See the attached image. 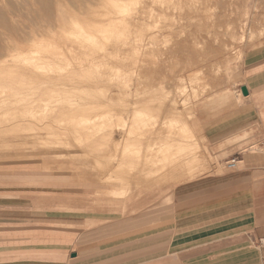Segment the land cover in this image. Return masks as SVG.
Segmentation results:
<instances>
[{"label":"rangeland","instance_id":"1","mask_svg":"<svg viewBox=\"0 0 264 264\" xmlns=\"http://www.w3.org/2000/svg\"><path fill=\"white\" fill-rule=\"evenodd\" d=\"M50 1L52 2L51 3L48 2L47 4V0H0V6H1L0 7V12H1L0 13V53H2L0 57L2 58L0 59V65H1L0 73L2 75L0 74V77L3 79L9 77L8 80L9 79H11V81L13 80L12 82L13 84H15L14 81L15 73L14 74H11L12 72L10 73L11 71V69L9 68L10 64H11L10 67H14L12 68L13 71L15 72L18 71L19 70L18 68L24 65V63L22 62L23 59L33 53L35 49V48L33 49V47L35 46L32 44L35 43L36 45V43L43 41V38L46 35H48V33L55 34L58 32V35L62 37L64 42L69 41L66 42L65 44L68 47L75 49L74 51H72L74 55L76 54L79 56L80 52L77 53V51H80L78 50V47L80 48V45L81 47L84 46L85 52H87L88 50L87 53L90 54L91 57L95 56L94 58L92 57L94 60L93 62L94 64L89 66L78 65L79 66L78 67L76 66V63H74L76 59L72 55L71 58L69 56V58L73 62L71 67H66V65L64 66V64L61 63L62 65L59 66L58 68L59 70L56 69V71H61L62 69L63 71H65L66 68H69L71 70V74H70L71 76L68 75L65 78V80L56 83L53 82L54 85L52 81H51L52 85L50 82H48L45 85L46 86L45 88L47 89H37V90L35 89L36 91L32 90L33 93L37 92L38 95H36L37 93L33 94L32 92H30L31 89H27L25 91L18 89L15 90V93L19 92L20 95L17 96L15 101V103L16 102L17 103L15 104V111H16L15 121L13 120L14 128L12 127L11 130L9 131L5 130L6 128L0 131V186H4L5 188H9V189H15V194H18L23 197L21 201L29 205L27 209L22 210L19 213L18 215L19 221L15 222L17 224V227L20 228V230H25V231L28 230L29 232L25 233V235L21 234L20 238L15 236V241L11 243L8 242V244L27 245L29 243L31 245L35 244V248L38 249H55V248L58 249L59 247H62L64 249H67L68 261L70 263L71 262L70 253L74 254L76 253L78 248H82V247L88 249L91 247L92 243H106L107 241L110 240L112 241L125 240L129 242H135L141 240H149V241L157 240L158 234L157 232H155L156 229H154V226L159 223L165 224L168 223V221H170V218L172 216L171 211L179 201L178 200L179 198H176L175 196L178 197L180 195L181 196L186 195L190 188L189 183L202 177H221L228 171L232 172L235 170H241L243 165L240 163H237L236 167L233 169L227 167V162L231 159H236L235 157L234 158L230 157L221 160L216 157V154L214 153L213 149L204 138L203 126L201 124V121L197 117L196 111L201 101H203L207 97L216 94L217 92H220L224 89H229L233 91L238 90L239 86L242 84V78L240 72L241 57L244 51L252 48L253 46L259 44L262 40H264V0H219V1L210 0V3L212 4V6L210 7L211 10L209 9L210 14H214V13H219L220 15L223 13L226 14L224 18L222 17L216 18L212 16L213 18L211 19V21H209L211 24L210 23L208 24V22L206 23L207 20L203 18L204 14H199V18L201 19L203 18L202 22H204L205 20L204 22L205 24L202 22H201L202 24L193 22L192 20H190V18H188L192 16L191 13L193 12L190 11L187 7L185 8L179 6L177 7L176 2L174 0L171 1L161 0L162 2L160 0H154L155 5L153 3H150L149 5H151L152 8L151 10H153L154 16L149 19L144 16V13L149 12L150 8H148L147 12L145 11L147 7L144 5L143 0H140L141 2L139 0H127L128 5L127 4L121 5L115 3L113 5L112 0H110L111 2L109 0L108 1L104 0L103 2L106 1L105 4L103 2L96 3L94 1L92 2L94 3L93 5L91 3V0H62V1L58 0V2L57 0H50ZM159 1L161 4L159 3ZM164 1L165 3H163ZM214 1H217L218 3V5H216L217 7H215ZM38 2L41 4L39 5ZM137 2L140 3L138 4ZM45 3L46 5L49 6L48 8L44 6ZM57 3H59V5ZM111 3L112 5H110ZM157 4L158 5L164 4L163 6L164 11L160 12L159 7L157 8L158 6ZM118 5L120 6L118 7ZM174 5L176 6V8ZM60 6L62 8H60ZM112 6L113 7L115 6L114 10ZM46 8L47 10L45 11ZM110 8L112 9L110 10ZM155 8L156 10H154ZM168 10H170L169 13L166 12ZM117 11L119 12V14H117L118 13ZM2 13L4 14L3 16L1 15ZM158 13L161 16L158 15ZM40 14H43V16ZM61 14L63 15L60 16ZM100 14L103 15L105 14L104 16L106 18ZM57 15L60 16V20L63 23L62 30H64L63 31L64 33L66 32L67 36L66 34L65 36L62 35L61 32L59 34V31L56 29L58 26L56 21L58 18ZM70 20L73 21L71 22ZM76 20L79 21L77 24H75ZM109 20L110 21L122 20L123 25L121 24L119 26L120 27L119 29L123 28L125 29V31L121 34L118 31H113L111 32L112 34L111 33L108 34L110 36L107 37V39L109 38L108 40L109 45L107 44L106 47L108 49L109 55L104 57L103 59L102 55H100L101 53L100 50H98L101 47L99 46L100 43H98L97 40V38L99 37L94 35L95 33L93 34L92 32L90 33H92L93 35L92 34L90 35L94 37L90 35L87 37L86 33H83L81 28H78V26H80L78 24L80 22L86 24L92 23L91 24L92 26H98L100 23H102V25L107 24ZM12 21L14 23L16 22L14 25L16 26L15 27L16 29L19 27L17 30L14 28V26L12 28V25L14 24V23L12 24ZM190 21L192 22L191 24V26L193 25L192 27L190 26ZM144 23L145 25L146 24L151 25L150 30L153 33L156 34L159 32V35H161L159 37L160 39L153 40L154 42L155 41L156 42L152 45L153 47L150 49L151 50L150 54H152L150 56V59L152 60L151 63H149L150 60L148 59L147 52L143 47L144 41L142 40L145 39L147 34L146 33L147 31H145L146 26L144 25ZM186 23L188 25H186ZM9 24L12 25L9 26ZM72 24H74L73 25L74 28ZM4 25L7 26V27L5 26L6 27L5 29H4ZM65 25L66 28L68 27L67 30L72 31L74 35L78 33L76 35L77 36L76 38L78 40L74 38L75 36L72 33H69L70 35H68V32L70 31H67L66 28H63L65 27ZM70 25L72 28H69ZM206 27L208 28L206 29ZM76 28H78L80 32L76 30L74 31V29ZM162 28L163 29L166 28L167 31H165L166 29L162 30ZM29 29L31 30V32L28 31ZM158 29H161L162 31ZM202 29L206 30L207 33H203L204 30ZM211 30H213L212 31L213 34ZM20 31L22 32V34ZM193 31L197 32L199 36ZM200 31L201 33H199ZM35 32L38 33L36 34V36H35ZM79 33L81 35H79ZM16 34L18 35L20 34L19 41H18L19 36H17ZM200 34L202 35L200 36ZM214 34L217 35L215 37H212V35ZM80 36H84L83 39H81ZM95 36L97 38H95ZM202 36H205L206 38ZM72 37L74 40L71 39ZM91 38L93 39L92 41L94 43H92ZM211 38L213 39L211 40ZM71 40L78 41L75 42L77 43V45ZM80 40H82V42ZM8 41H10L11 44ZM194 41H196V43ZM197 41H199V43H197ZM201 41L204 42L203 44L205 46L201 44L202 43ZM24 42H26L27 44L29 43L32 46V48H30L31 46H29V44L28 45L24 44ZM8 43L9 46L10 45L12 46L9 47ZM95 43H97L98 46ZM200 44L203 46L204 49L201 48L202 49L201 50L199 48L201 47ZM6 45L8 46L7 49L9 52L11 49L10 53L9 52L7 53ZM155 45L156 48H154ZM15 46H18L20 49H18V47L15 48ZM25 46H27L30 49V51L27 47L25 49ZM227 47H229V49ZM15 49L16 50L18 49L17 50L18 52L15 51ZM206 49L208 51H210L211 49L212 51L218 49L221 50L220 51L221 53L219 57L209 58L207 56L208 51ZM6 53L9 54L10 56L7 55ZM8 57L11 60H9ZM73 58L75 60H73ZM78 58L77 61H79ZM1 60H3L2 63ZM6 60H8L6 62L7 64H5ZM96 61H98L101 64L97 63ZM18 62L19 63L22 62V64L20 65ZM4 71H6V73ZM122 72L124 73L122 74ZM7 73L8 76L6 75ZM143 73H145L146 75ZM198 73L199 75H197ZM161 75L163 77H161ZM72 76H73V80H72ZM146 77L148 79H145ZM38 84L36 85L38 86ZM62 87H64L65 89H62ZM82 88L83 89L86 88V89L83 90ZM159 88H161L160 91L158 90ZM58 89L61 92L58 91ZM166 91L168 93H166ZM50 92L52 93L50 94ZM53 92L55 95L53 94ZM161 92L162 93L164 92L163 95H161L162 94ZM24 93L27 94L24 95ZM77 93H79V95ZM89 93H90V98L88 95ZM158 93L160 97L156 96L158 95ZM29 94L32 95L30 96ZM57 94L59 97H62L60 98L61 100L58 99L59 97L57 98L58 100L55 99ZM61 94H64L63 96H66L67 99L70 98L71 100L65 99L66 97H63ZM151 94L153 95L155 94V96L157 97L155 99L159 98L160 100L159 102L165 101L164 104L166 105L167 104L170 105L172 100L173 102L174 101L176 102V103L174 102L175 104L172 103L174 104L175 108L177 105H179L177 106V108H179L178 119H180L178 120V123H175V125L174 124L170 125L168 123L169 125L168 124L166 125L165 124L166 122H164L165 120L164 121L160 119L156 120L158 118L154 117L155 116L154 113H152V115L154 116H152L151 113L145 115L144 114L142 115V113H138V111L133 106L135 105L139 106L145 104L148 98L152 100L153 95ZM165 94L166 95L169 94L168 95L169 97L167 96L168 98H166ZM148 95H150L152 98ZM239 95L241 96L240 92ZM23 96H27V97L24 98ZM41 96L43 100H41L42 99L40 98ZM52 96L53 98H50ZM29 97L32 99V101L30 100ZM44 98L47 100H45ZM20 99L25 101L23 102ZM35 99L37 102L40 101L38 102L39 105L38 103H36ZM149 99L148 101H150ZM41 102L44 103L42 104ZM20 104L22 105V107L19 108V106H21ZM99 105L101 108H103L104 105V109H100ZM40 106L41 107L46 106L44 107V109H48V110L57 109L58 111L60 110L61 111L59 113L58 112L46 113L44 111L43 113H39L38 110H44ZM128 106L130 107V109ZM95 108L97 109L96 110L97 112H95ZM69 109L71 111L75 110L76 112L67 113ZM27 110L31 112L29 113ZM88 110L91 111L88 112ZM85 111H87V113L83 114L82 112ZM26 112L27 114H30L28 118L32 116L33 121L35 120V122L33 121L29 122L30 119L26 118L27 116ZM21 114L25 117H23ZM89 116L92 118L93 117L96 118V120L100 116L101 118L99 117V119L100 120L102 119L101 122L105 124L107 122L108 124L107 128L110 131L108 129L103 130V128H99L100 129L99 130L98 126H96L97 128L94 127L92 131L86 129L85 131L79 129L81 130L79 131L78 128H75L78 125V121L82 117H89ZM146 116H148L149 120L146 118ZM20 117H22V119ZM118 117L119 119H117ZM138 117L140 118L138 119ZM19 118L21 122L19 121ZM125 118L127 119L125 125L126 127L123 128L122 123ZM110 119L111 121H109ZM152 121L157 124V127L156 124L153 123ZM162 121L164 122L165 125L162 123ZM1 122L2 121L0 120V125ZM14 122H16L17 126L20 124L19 125L20 128L17 127ZM97 122L100 123V121ZM38 123L40 125L43 124L45 126H48L47 129L41 130L42 133L39 130H34V132H32L31 130L33 129L30 128L34 124H38ZM69 123L71 124L69 125ZM98 123L96 125H99ZM183 123L187 125L186 129L187 130L189 129V131L184 130V128L182 127L184 126ZM49 124L52 126V127L50 126L51 128H49ZM143 125L144 127L146 126V128H144ZM150 125L152 126V128L149 127ZM154 125L155 127H153ZM177 125L179 127H177ZM117 127L118 129L114 130ZM21 128L25 132L23 131L22 133V131H20L22 130ZM67 128L69 130H67ZM121 128H123L124 130L123 129L121 130ZM111 129H113L115 132L117 131L116 132L117 134L116 133L114 134V131L111 132ZM119 129L122 132L124 131L123 132L124 138L128 137L129 140L139 139L141 141L142 139V141H149L150 138L152 139L154 138L157 141V138L158 140L161 139L160 140L161 142L160 141L157 142L156 145L155 144L147 145L148 143L147 144L145 143L141 146V148L144 150L145 152L144 154L150 156L155 155L156 157L160 158L161 153L159 154V151L160 152L162 151L159 150V146H161L162 150L164 151L162 152V157L166 155L169 157L171 156V158L175 159V160L173 159V162L174 163L176 162L175 163L176 166L172 162L173 163L172 165L175 169H173V167L170 166L171 164H169L166 166L161 165L162 167L165 168H161L160 165L157 166V170L159 171H163L167 169L164 171L165 173L156 172L153 174L141 169L140 166L139 168L136 167V170L130 168L129 169L125 168L123 170V167L120 166L121 164H119V160L117 161L118 162L117 163L116 160L114 161V158H112L114 153L116 154L115 143L116 141L118 142V140H116L115 138L114 141L113 137H116L115 135H117L118 138L117 137L116 138L119 139L120 137ZM77 130L80 133H78ZM75 131L77 132V135H75L76 134ZM168 131L171 134L168 133ZM180 131H182L184 135ZM87 132H89L88 135ZM154 132H157L155 133V136H154ZM29 133L31 135H34L35 133V135L38 136H36L35 138H32V136H30L28 140L27 137H25V134L30 135ZM66 133L67 135H65ZM68 133L70 135H68ZM109 133L110 134L112 133V136ZM89 134L91 135L92 138H94L93 137L94 135L96 136L95 138L101 137V134L105 135V137L107 136L106 137L107 139L105 138L106 140H103L106 141L107 144L106 142H104L103 143L104 145L102 144V146H98L99 148L100 147L102 148L98 149V147H95L93 149V153L90 151L89 152L86 151L83 154L81 152L82 141H83L82 138L83 137H84L83 139L87 138L88 136H90ZM162 134L165 138L167 137L169 138L165 139L163 136H161ZM185 134L188 135L184 137ZM78 135L80 139H78L79 138ZM70 136L73 137L70 138L69 140ZM109 136H111L110 138H112L111 140L114 142L109 140L110 139L108 138ZM73 138H77L76 141L73 140ZM120 139H121L120 140L121 145L120 147L118 146V148L120 149L118 150V154L121 157H123V155L127 156L128 153H126L125 151L126 148L123 143L125 140H123L122 137ZM164 139L167 141L168 139H171L169 140V142L171 143V141H173L172 142L173 145L175 144L177 145L181 141V143H179L181 145L173 146V150H171V152L169 153L168 151H170L169 150L170 147L165 145L167 147V149H165L166 147L163 146L164 144L162 141H164ZM176 140L179 141L177 142ZM74 141L76 143H74ZM108 141L112 143V147L110 142ZM191 145H193L194 147H192ZM154 146L158 148L155 150L156 152L154 151L155 148ZM178 147L179 148L183 147V148L181 150V149H177ZM175 150L179 152L181 151V153L183 154H179V153L175 154ZM152 151H154L153 152L154 155L149 154L152 153ZM167 152L169 155L163 154ZM250 152H252L254 156H257L258 157L257 159L259 160L258 163H255L253 166H250L253 168V170H249L248 172L250 173L252 171L254 176L257 175L259 177V184H260L259 204H260L261 216H263L261 220H264V145L254 146L250 149ZM178 154L180 155V157ZM196 154L197 155L199 154V156H197ZM190 155L192 157H190ZM183 156L187 158L184 157L182 159ZM193 157H196L199 160V163L196 158H194L193 160L192 159ZM84 158L86 159L84 160ZM190 158L192 159V161ZM188 160L191 161V163ZM106 162L108 165L106 164ZM182 164H185L187 166L185 165L183 166ZM201 165L204 166L202 167ZM107 166L109 167V169ZM167 166H169V168ZM120 168L121 170H119ZM169 169L171 170L169 171ZM171 171L172 173H170ZM128 172H130V174ZM118 173L120 174L118 175ZM124 173L129 174V177L133 178L134 180H136V177L139 178L137 179V181L140 180L141 178L140 180L141 185L137 187V189H135L133 184L126 181L128 180L126 179V177L123 178L125 176ZM148 173L152 177L149 176ZM159 173H161L160 175L164 174V177L163 175L160 176ZM166 174L168 175L167 177L168 179H166ZM121 175H123V177ZM154 175H156L157 177L156 176L154 177ZM147 176L148 179L146 178ZM119 178H121L120 181ZM152 178L154 179L152 180ZM143 180L145 181L143 182ZM3 217H6V215L3 216L0 214V223L1 221L6 220ZM262 240L263 238L260 239V243H263ZM14 253H15V249H14Z\"/></svg>","mask_w":264,"mask_h":264},{"label":"crops","instance_id":"2","mask_svg":"<svg viewBox=\"0 0 264 264\" xmlns=\"http://www.w3.org/2000/svg\"><path fill=\"white\" fill-rule=\"evenodd\" d=\"M240 72L238 90L207 97L196 112L216 157H235L243 167L189 183L186 195L175 196L170 221L154 226L157 240L92 243L70 253V263L62 247L8 244L29 232L15 223L29 205L15 189L0 186V214L6 215L0 223V264H264L259 177L248 172L259 161L250 149L264 145V40L244 51Z\"/></svg>","mask_w":264,"mask_h":264},{"label":"bare ground","instance_id":"3","mask_svg":"<svg viewBox=\"0 0 264 264\" xmlns=\"http://www.w3.org/2000/svg\"><path fill=\"white\" fill-rule=\"evenodd\" d=\"M60 1H62V0H60ZM99 2V3H102L104 0H91V3L92 2ZM106 1H108V0H106ZM105 1V2H106ZM110 1V0H109ZM140 1V0H139ZM161 1V0H160ZM160 1H159V3H160ZM165 1H167V0H165ZM165 1L163 2V3H165ZM169 1V0H168ZM171 1V0H170ZM175 2H176V5H177V7L179 6V7H182V8H185V7H187L190 11H192L193 13H191L192 14V16L191 17H188V18H190V20H192L193 22H196V23H198V24H202V23H204L205 22V20H204V22H202V19L203 18H205L207 21H206V23L208 22V24L210 23L209 21H211V19L213 18V17H216V18H219V17H222V18H224L225 16H226V14L225 13H223V14H219V13H214V14H210V7L212 6V4L210 3V0H174ZM213 1V0H212ZM211 1V2H212ZM219 1V0H218ZM45 2V1H44ZM48 2H52V1H48L47 0V4H48ZM57 2H58V0H57ZM105 2H103L104 4H105ZM111 2V1H110ZM109 2V3H110ZM127 0H112V3H113V5H114V3L115 4H121V5H123V4H127ZM141 2V1H140ZM139 2V3H140ZM143 2H144V5L147 7V9L145 10L146 12H147V10H148V8H150V11L149 12H147V13H144V16L146 17V18H152L153 16H154V14H153V10H151L152 8H151V5H149L150 3H153L154 4V0H143ZM157 2V1H156ZM162 2V1H161ZM173 2V1H172ZM174 2V3H175ZM225 2V1H224ZM223 2V3H224ZM229 2V1H228ZM35 3H36V1H35ZM39 3V2H38ZM98 3V4H99ZM112 3L110 4V5H112ZM133 3H134V1H133ZM138 3V2H137ZM138 3V4H139ZM226 3V2H225ZM41 3H39V5H40ZM58 5H59V3H57ZM94 3H92V5H93ZM129 4H130V1H129ZM161 4V3H160ZM158 5L157 6V8L159 7V10H160V12L161 11H164L163 9H164V4L163 5ZM167 4V3H166ZM214 4H215V7H217L216 5H218V3H217V1H214ZM8 5V4H7ZM128 5V4H127ZM155 5V4H154ZM42 6H43V4H42ZM41 6V7H42ZM45 7H49L48 5H46V3H45V5H44ZM88 6V5H87ZM102 6H104V5H102ZM109 6V5H108ZM120 5H118V7H119ZM126 6V5H125ZM153 6V5H152ZM170 6V5H169ZM175 6V5H174ZM1 7V6H0ZM50 7H51V5H50ZM90 7V6H89ZM99 7V6H98ZM111 7V6H110ZM122 7V6H121ZM124 7V6H123ZM156 7V6H155ZM3 8V7H2ZM47 8L45 9V11L47 10ZM60 8H62L61 6H60ZM59 8V9H60ZM112 8H113V10H114V8H115V6L113 7L112 6ZM112 8H110V10L112 9ZM144 8V7H143ZM166 8V7H165ZM168 8V7H167ZM175 8H176V6H175ZM174 8V9H175ZM186 8V9H187ZM12 9H14V8H12ZM42 9H44V8H42ZM56 9V8H55ZM102 9V8H101ZM106 9H107V7H106ZM117 9V8H116ZM171 9H173V8H171ZM210 9V10H209ZM39 10V9H38ZM122 10V9H121ZM154 10H156V8L154 9ZM220 10V9H219ZM44 11V10H43ZM42 11V12H43ZM59 11V10H58ZM105 11V10H104ZM169 11L170 10H168V11H166V12H168L169 13ZM48 12V11H47ZM85 12V11H84ZM86 12H87V10H86ZM85 12V13H86ZM107 12H108V10H107ZM112 12V11H111ZM118 12V11H117ZM116 12V13H117ZM120 12H122V11H120ZM165 12V13H166ZM219 12H221V11H219ZM223 12V11H222ZM1 13V12H0ZM60 13V12H59ZM62 13V12H61ZM97 13V12H96ZM130 13V12H129ZM246 13V12H245ZM7 14V13H6ZM51 14V13H50ZM117 14H119V12L117 13ZM126 14V13H125ZM163 14V13H162ZM194 14V15H193ZM199 14H204V17L201 19V18H199ZM2 16L4 15L3 13L1 14ZM40 15H42L43 16V14H40ZM63 14H61L60 16H62ZM100 15H103V14H100ZM105 15V14H104ZM103 15V17H105ZM107 15V14H106ZM158 15H160L159 13H158ZM190 15V14H189ZM8 16V15H7ZM60 16L59 15H57V30L59 31V34H60V32L62 33V35H64L65 36V34H66V32L64 33L63 31L64 30H62V25H63V23H62V21L60 20ZM91 16V15H90ZM109 16V15H108ZM107 16V17H108ZM115 16V15H114ZM156 16V15H155ZM161 16V15H160ZM201 16V15H200ZM203 16V15H202ZM213 16V17H212ZM6 17V16H5ZM73 17V16H72ZM167 17V16H166ZM2 18V17H1ZM11 18V17H10ZM41 18V17H40ZM106 18V17H105ZM6 19H8V18H6ZM56 19V18H55ZM62 19V18H61ZM74 19V18H73ZM76 19V18H75ZM156 19V18H155ZM13 20V19H12ZM49 20V19H48ZM71 21V20H70ZM73 21V20H72ZM71 21V22H72ZM146 21V20H145ZM214 21V20H213ZM3 22V21H2ZM4 22H5V20H4ZM3 22V23H4ZM6 22H7V20H6ZM74 22H75V20H74ZM79 21L78 20H76V23L75 24H77ZM90 22V21H89ZM92 22V21H91ZM108 22V21H107ZM106 22V23H107ZM152 22V21H151ZM185 22V21H184ZM202 22V23H201ZM215 22H216V20H215ZM215 22H214V24H215ZM2 23V24H3ZM14 22L12 21V24H13ZM16 23V22H15ZM15 23L12 25V28H13V26L15 25ZM123 22H122V20H109V22L107 23V24H105V25H102V23H98L99 25L98 26H92L91 24H86V23H79L78 25H80V26H78V28H81V30L83 31V33H86V36L88 37L90 34H94V35H96V36H98L99 38H97L96 36H95V38H97V40H98V43H100L99 44V46H101L100 47V49H98V50H100V55H102V57H103V59H104V57H106V56H108L109 55V52H108V49H107V47H106V45L108 44V40H109V38L107 39V37H110L108 34L109 33H111V32H113V31H118L120 34L121 33H123L124 31H125V29H123V28H121V29H119L120 27V25L122 24ZM141 23V22H140ZM143 23V22H142ZM147 23V22H146ZM180 23H181V21H180ZM1 24V25H2ZM191 24H192V22L190 21V26H191ZM205 24V23H204ZM211 24V23H210ZM212 24H213V22H212ZM10 24H9V26H11ZM16 25H18V24H16ZM74 24H72V26H73ZM123 25V24H122ZM144 25H145V23H144ZM186 25H188L187 23H186ZM217 25V24H216ZM215 25V26H216ZM6 25H4V29L7 27H5ZM76 26V25H75ZM146 26V30L145 31H147L146 33V37H145V39H143L142 41H144V49H145V51L147 52V56H148V59L150 60V62L149 63H151V59H150V56L152 55V54H150V49L153 47L152 45L156 42H154L153 40L154 39H160L159 37L161 36V35H159V32L158 33H153L150 29H151V25L150 24H146L145 25ZM144 26V27H145ZM179 26H180V24H179ZM193 26V25H192ZM191 26V27H192ZM204 26H206V25H204ZM208 26V25H207ZM212 26V25H211ZM2 27V26H1ZM16 26H14V28H15ZM18 27V26H17ZM155 27V26H154ZM197 27V26H196ZM202 27V26H201ZM200 27V28H201ZM213 27H214V25H213ZM19 28V27H18ZM17 28V29H18ZM63 28H66V25H65V27H63ZM69 28H72L71 27V25H70V27ZM73 28H74V26H73ZM78 28H76V29H74V31L76 30V31H79L80 32V30L78 29ZM166 28H168V27H166ZM166 28H164V29H166ZM171 28V27H170ZM170 28H169V30H170ZM180 28V27H179ZM184 28H186V27H184ZM190 28V27H189ZM208 27H206V29H207ZM2 29V28H1ZM16 29V28H15ZM16 29V30H17ZM68 29V27L66 28V30ZM163 28H162V30H164ZM191 29H193V28H191ZM190 29V30H191ZM209 29H211V28H209ZM8 30H9V27H8ZM20 30V29H19ZM38 30V29H37ZM72 30V29H71ZM158 30H160V31H162L161 29H158ZM168 30V31H169ZM171 30H173V29H171ZM180 30V29H179ZM202 30H204V29H202ZM21 31H23V30H21ZM20 31V32H21ZM28 31H30L31 32V30L29 29ZM35 31V30H34ZM67 31H70V30H67ZM144 31V32H145ZM165 31H167V29L165 30ZM197 31V30H196ZM213 30H211V32H212ZM215 31H216V29H215ZM218 31V30H217ZM15 32V31H14ZM19 32V31H18ZM29 32V33H30ZM37 32H40V31H37ZM37 32H35V36H36V34H38ZM47 32V31H46ZM49 32V31H48ZM90 32H92V33H90ZM149 32V33H148ZM155 32V31H154ZM193 32H195V31H193ZM198 32V31H197ZM197 32H195L196 34H197ZM210 32V33H211ZM12 33V32H11ZM34 33V32H33ZM69 33H72V31H70V32H68V35H70ZM75 33V32H74ZM161 33V32H160ZM165 33V32H164ZM164 33H162V34H164ZM169 33V32H168ZM188 33V32H187ZM199 33H201V31L199 32ZM203 33H207L206 32V30H204L203 31ZM202 33V34H203ZM209 33V32H208ZM219 33V32H218ZM217 33V34H218ZM249 33V32H248ZM21 34H22V32H21ZM47 34V33H46ZM73 34V33H72ZM71 34V35H72ZM78 34V33H77ZM76 34V35H77ZM88 34V35H87ZM92 34V35H93ZM112 34V33H111ZM190 34V33H189ZM188 34V35H189ZM202 34H200V36L202 35ZM212 34H213V32H212ZM216 34V35H217ZM220 34V33H219ZM17 36H19L18 34H16ZM61 35V36H62ZM74 35V34H73ZM76 35H74L75 37L74 38H76L77 36ZM79 35H81L80 33H79ZM79 35H78V37H79ZM92 35H90V36H92ZM108 35V36H107ZM119 35V34H118ZM192 35V34H191ZM198 35V34H197ZM204 35V34H203ZM215 34L214 35H212V37H215L216 36ZM239 35V34H238ZM66 36H67V34H66ZM193 36V35H192ZM199 36V35H198ZM205 36H206V34H205ZM205 36H202V37H204V38H206ZM207 36H208V34H207ZM252 36V35H251ZM2 37V36H1ZM13 37V36H12ZM23 37V36H22ZM29 37V36H28ZM83 37L84 36H80V38L81 39H83ZM92 37H94V36H92ZM123 37V36H122ZM158 37V38H157ZM197 37V36H196ZM218 37V36H217ZM3 38V37H2ZM79 38V39H80ZM120 38V37H119ZM200 38V37H199ZM198 38V39H199ZM19 39H20V36H19V38H18V41H19ZM33 39V38H32ZM68 39V38H67ZM66 39V40H67ZM71 39H73V37L71 38ZM77 39V38H76ZM86 39V38H85ZM90 39V38H89ZM163 39V38H162ZM170 39V38H169ZM197 39V40H198ZM201 39V38H200ZM208 39V38H207ZM213 38H211V40H212ZM217 39V38H216ZM215 39V40H216ZM251 39V38H250ZM17 40V39H16ZM23 40H25V39H23ZM27 40V39H26ZM34 40V39H33ZM38 40H39V38H38ZM37 40V41H38ZM70 40V39H69ZM74 40V39H73ZM78 40V39H77ZM93 39L91 38V41H92ZM113 40V39H112ZM166 40V39H165ZM191 40H192V38H191ZM203 40H205V39H203ZM215 40H214V42H215ZM72 41V40H71ZM81 42H82V40H80ZM90 41V42H91ZM94 41H96V40H94ZM158 41V40H157ZM200 41V40H199ZM199 41H197V43H199ZM3 42H5V41H3ZM8 42H10V41H8ZM21 42H23V41H21ZM27 42V41H26ZM26 42H24V44H27ZM31 42V41H30ZM66 42H69V41H66ZM66 42H64L63 41V39H62V37H60V35H58V32L57 33H55V34H50V33H48V35H46L44 38H43V41H40L39 43H36V45H35V43L34 42H32V43H34V44H32V45H34L35 47H33V49H34V51H33V53L32 54H30L29 56H27L26 58H24L23 59V61L22 60H20V59H18V60H20V61H22L23 63H24V65H22V66H20L18 69V71H13L12 70V68H14V67H10L11 66V64H10V66H9V68L11 69V71H10V73L11 74H14L15 73V79H14V81H15V84H13V80L11 81V79H9L8 80V78L6 77V79L4 78H1L0 77V120L2 121L1 122V125H0V131L1 130H3V129H5V130H7V131H9V130H11V128L13 127V120L15 121V104L17 103H15V101H16V98H17V96L18 95H20V93L18 94V93H15V90H27V89H31V91L30 92H32L33 93V91H36L37 89H47V88H45L46 86V84L48 83V82H50L51 83V81H52V83L53 82H60V81H62V80H65V78L68 76V75H70L71 74V70L69 69V68H66L65 69V71H63V69L61 70V71H56V69H58L59 68V66H61L62 64H64V66L66 65V67H71L72 66V60L70 59L71 58V56L73 55V57H75V59H76V61L74 62V63H76V66H78V65H93L94 63V60H93V58L95 57H91V55L90 54H88L87 52H88V50H87V52H85V47L83 48V47H81V45H80V48L78 47V50H80V51H77V53L78 52H80V57L78 56V55H74L73 53H72V51H74L75 49H73V48H71V47H68L65 43ZM72 42H78V41H72ZM85 42V41H84ZM87 42H88V40H87ZM116 42V41H115ZM128 42V41H127ZM195 43H196V41H194ZM202 43L201 44H203L204 42L203 41H201ZM224 42V41H223ZM73 43V44H74ZM92 43H94L93 41H92ZM91 43V44H92ZM211 43V42H210ZM221 43V42H220ZM7 44V43H6ZM10 44H11V42H10ZM13 44V43H12ZM24 44H23V46H24ZM29 44V43H28ZM27 44V45H28ZM76 45H77V43H75ZM74 44V45H75ZM79 44V43H78ZM83 44V43H82ZM95 44H97V43H95ZM112 44V43H111ZM200 44V45H201ZM213 44V43H212ZM217 44V43H216ZM94 45V44H93ZM109 45V44H108ZM116 45V44H115ZM121 45V44H120ZM198 45V44H197ZM196 45V46H197ZM199 45V46H200ZM204 45V44H203ZM208 45V44H207ZM214 45V44H213ZM7 46V45H6ZM8 46H9V43H8ZM8 46L6 47V50H7V53L9 52L8 51ZM12 45H10L9 47H11ZM29 46H31L30 44H29ZM97 46H98V44H97ZM129 46V45H128ZM127 46V47H128ZM157 46H158V43H157ZM191 46V45H190ZM205 46V45H204ZM2 47H4V46H2ZM18 46H15V48H17ZM26 47L27 46H25V49H26ZM76 47V46H75ZM28 48V47H27ZM30 48H32V46L30 47ZM154 48H156V45H155V47ZM153 48V49H154ZM194 48V47H193ZM196 48V47H195ZM200 49L201 48H203V46L201 45V47H199ZM211 48V47H210ZM217 48V47H216ZM228 49H229V47H227ZM4 49V48H3ZM18 49H20L19 47H18ZM17 49V50H18ZM29 49V48H28ZM32 49V50H33ZM82 49V50H81ZM87 49V48H86ZM137 49V48H136ZM199 49V50H200ZM204 49V48H203ZM16 49H15V51H17ZM24 50V49H23ZM23 50H22V52H23ZM84 50V51H83ZM95 50H97V49H95ZM165 50V49H164ZM198 50V49H197ZM202 50V49H201ZM200 50V51H201ZM207 50V49H206ZM14 51V52H15ZM29 51H30V49H29ZM29 51H28V54H29ZM208 51V50H207ZM221 50H215V51H212V49L210 50V51H208L206 54H207V56L209 57V58H216V57H219V55H220V52ZM10 52H11V49H10ZM9 52V53H10ZM18 52V51H17ZM32 52V51H31ZM30 52V53H31ZM6 53V54H7ZM76 53V52H75ZM92 53V52H91ZM70 54V55H69ZM163 54H164V52H163ZM197 54V53H196ZM203 54H204V52H203ZM225 54H227V53H225ZM1 55H2V53H0V57H1ZM7 55H9V54H7ZM7 55H5V56H7ZM115 55V54H114ZM4 56V55H3ZM10 56V55H9ZM69 56H70V58H69ZM128 56V55H127ZM206 56V55H205ZM24 57V56H23ZM79 57V58H78ZM174 57V56H173ZM178 57V56H177ZM224 57V56H223ZM6 58V57H5ZM77 58L79 59V61H77ZM110 58H113V57H110ZM167 58V57H166ZM207 58V57H206ZM0 59H2V58H0ZM8 59H9V57H8ZM74 58H73V60H75ZM173 59V58H172ZM9 60H11V59H9ZM102 60V59H101ZM216 60V59H215ZM225 60V59H224ZM2 61L3 60H1V63H2ZM8 60H6L5 61V64H7L6 62H7ZM168 61V60H167ZM22 62L21 63H19L20 65L22 64ZM97 63H99L98 61H96ZM101 62V61H100ZM110 62V61H109ZM14 63V62H13ZM62 63V64H61ZM108 63V62H107ZM162 63V62H161ZM99 64H101V63H99ZM117 64V63H116ZM148 64V63H147ZM119 65V64H118ZM159 65V64H158ZM203 65V64H202ZM1 66V65H0ZM6 66V65H5ZM79 67V66H78ZM97 67V66H96ZM61 68V67H60ZM4 69V68H3ZM119 69V68H118ZM157 69H158V67H157ZM176 69V68H175ZM59 70V69H58ZM1 71V70H0ZM6 71H8V70H6ZM6 71H4L5 73H6ZM101 71V70H100ZM139 71V70H138ZM150 71V70H149ZM148 71V72H149ZM173 71V70H172ZM183 71V70H182ZM109 72V71H108ZM117 72V71H116ZM193 72V71H192ZM2 73H3V70H2ZM89 73V72H88ZM93 73V72H92ZM98 73V72H97ZM124 72H122V74H123ZM154 73V72H153ZM171 73V72H170ZM1 74V73H0ZM11 74H9V75H11ZM94 74V73H93ZM117 74H119V73H117ZM138 74H140V73H138ZM143 74H145V73H143ZM149 74V73H148ZM180 74V73H179ZM2 75V74H1ZM3 75H5V74H3ZM7 76H8V73L6 74ZM75 75V74H74ZM103 75V74H102ZM116 75V74H115ZM146 75V74H145ZM144 75V76H145ZM197 75H199V73L197 74ZM71 76V75H70ZM76 76V75H75ZM190 76V75H189ZM81 77H83V76H81ZM88 77V76H87ZM103 77H105V76H103ZM137 77V76H136ZM152 77V76H151ZM161 77H163L162 75H161ZM11 78H13V77H11ZM71 79V78H70ZM145 79H148L147 77L145 78ZM72 80H73V76H72ZM139 80V79H138ZM93 81V80H92ZM183 81V80H182ZM181 81V82H182ZM88 82V81H87ZM107 82V81H106ZM141 82V81H140ZM171 82V81H170ZM178 82V81H177ZM39 83V84H38ZM52 83H51V85H52ZM139 83V82H138ZM143 83V82H142ZM146 83V82H145ZM179 83V82H178ZM36 84H38V86L36 85ZM59 84H61V83H59ZM58 84V85H59ZM63 84V83H62ZM69 84V83H68ZM67 84V85H68ZM84 84V83H83ZM141 84V83H140ZM139 84V85H140ZM181 84V83H180ZM53 85H54V83H53ZM164 85V84H163ZM48 86V85H47ZM95 86V85H94ZM142 86V85H141ZM161 86H162V83H161ZM126 87V86H125ZM57 88V87H56ZM59 88V87H58ZM60 88H61V86H60ZM120 88V87H119ZM161 88H163V87H161ZM161 88H159L158 90L160 91L161 90ZM36 89V90H35ZM55 89V88H54ZM62 89H65L64 87H62ZM83 89V88H82ZM86 89V88H85ZM85 89H83V90H85ZM103 89V88H102ZM108 89V88H107ZM128 89V88H127ZM33 90V91H32ZM50 90V89H49ZM48 90V91H49ZM52 90V89H51ZM56 90V89H55ZM76 90V89H75ZM88 90V89H87ZM95 90V89H94ZM97 90V89H96ZM104 90V89H103ZM163 90V89H162ZM181 90V89H180ZM58 91H60L59 89H58ZM81 91V90H80ZM105 91V90H104ZM108 91H110V90H108ZM128 91V90H127ZM157 91V90H156ZM164 91V90H163ZM183 91H185V90H183ZM28 92V91H27ZM55 92V91H54ZM54 92H53V94H54ZM61 92V91H60ZM180 92V91H179ZM182 92V91H181ZM35 93H37V92H34L33 94H35ZM52 92H50V94H51ZM56 93H57V91H56ZM87 93V92H86ZM129 93V92H128ZM151 93V92H150ZM155 93V92H154ZM162 93V92H161ZM164 93V92H163ZM163 93L161 94V95H163ZM166 93H168L167 91H166ZM25 94H27V93H24V95ZM52 94V95H53ZM65 94V93H64ZM64 94H61L62 96L64 95ZM74 94V93H73ZM78 95H79V93H77ZM84 94V93H83ZM95 94H97V93H95ZM194 94V93H193ZM22 95V94H21ZM30 95V94H29ZM32 95V94H31ZM30 95V96H31ZM36 95H38V93L36 94ZM41 95V94H40ZM55 95V94H54ZM68 95V94H67ZM71 95V94H70ZM75 95V94H74ZM74 95H72V96H74ZM85 95V94H84ZM89 95V98H90V93L88 94ZM151 95H153V94H151ZM166 95V94H165ZM169 94H167L166 95V98H168L169 96H168ZM50 96V95H49ZM76 96V95H75ZM131 96V95H130ZM148 96H150V95H148ZM148 96H147V98H148ZM156 96H159L160 97V95H159V93H158V95H156ZM155 96V94L153 95V98H152V100L151 99H149L150 101H148V99H147V101L145 102V104H142V105H135V106H133V107H135V109L138 111V113H142V115L144 114H148V113H151V115H152V113H154L155 114V116L154 115H152V116H154L155 118H158V119H156V120H165L164 122H166L165 124L167 125L168 123L171 125V124H174L175 125V123H178V120H180V119H178L179 118V112H178V109L179 108H177V106H179V105H177L176 106V108L174 107V104L176 103L175 101V103L173 102V100H172V102H171V104L170 105H166V104H164V102L165 101H163V102H159L160 100H159V98L158 99H155V98H157ZM168 96V97H167ZM178 96V95H177ZM180 96V95H179ZM24 98L25 97H27V96H23ZM22 97V98H23ZM44 97V96H43ZM47 97V96H46ZM59 96H58V94H57V96H56V98L55 99H57ZM63 97H66V96H63ZM71 97V96H70ZM105 97V96H104ZM117 97V96H116ZM123 97V96H122ZM189 97V96H188ZM30 98V97H29ZM35 98H38V97H35ZM40 98H42V96L40 97ZM39 98V99H40ZM50 98H53V96L52 97H50ZM60 98H62V97H59L58 99H60ZM72 98V97H71ZM73 98H75V97H73ZM181 98V97H180ZM28 99V98H27ZM45 99V98H44ZM49 99V98H48ZM57 99V100H58ZM65 99H67V97L65 98ZM117 99V98H116ZM21 100V99H20ZM30 100L32 101V99L30 98ZM41 100H43V98L41 99ZM45 100H47V99H45ZM44 100V101H45ZM61 100V99H60ZM59 100V101H60ZM67 100H71L70 98H68ZM104 100V99H103ZM118 100V99H117ZM121 100V99H120ZM155 100V101H154ZM157 100V101H156ZM167 100V99H166ZM180 100V99H179ZM21 101H23V100H21ZM25 101V100H24ZM23 101V102H24ZM35 101H36V99H35ZM62 101H64V100H62ZM61 101V102H62ZM106 101V100H105ZM122 101V100H121ZM185 101V100H184ZM20 102V101H19ZM30 102V101H29ZM38 102H40V101H38ZM37 101H36V103H38ZM46 102V101H45ZM99 102V101H98ZM169 102V103H170ZM42 103V102H41ZM44 103V102H43ZM42 103V104H43ZM172 103H174V104H172ZM46 104V103H45ZM18 105V104H17ZM21 105V104H20ZM36 105V104H35ZM38 105H39V103H38ZM97 105V104H96ZM120 105V104H119ZM171 105H173V106H171ZM31 106H33V105H31ZM37 106V105H36ZM46 106H48V105H46ZM46 106H43V107H41V108H43L44 109V107H46ZM95 106V105H94ZM118 106V105H117ZM20 107H22V105L21 106H19V108ZM88 107V106H87ZM129 107V106H128ZM39 108V107H38ZM91 108V107H90ZM99 108L100 109H104V105H103V108H101L100 107V105H99ZM98 108V109H99ZM122 108H124V107H122ZM29 109V108H28ZM32 109V108H31ZM34 109V108H33ZM40 109V108H39ZM85 109V108H84ZM88 109V108H87ZM129 109H130V107H129ZM133 109V108H132ZM131 109V110H132ZM36 110H37V108H36ZM74 110V109H73ZM81 110H83V109H81ZM97 109L95 108V112H97L96 111ZM116 110V109H115ZM21 111V110H20ZM19 111V112H20ZM28 111V110H27ZM34 111V110H33ZM43 111L44 112H48V113H56V112H60V111H58L57 109H55V110H48V109H44V110H38V112L39 113H43ZM63 111V110H62ZM66 111V110H65ZM91 111V110H90ZM89 110H88V112H90ZM29 113L31 112V111H28ZM64 112V111H63ZM68 112H72V113H74V112H76L75 110L74 111H71L70 109H69V111H67V113ZM18 113V112H17ZM22 113V112H21ZM35 113H37V112H35ZM66 113V114H67ZM78 113V112H77ZM83 114L84 113H87V111H85V112H82ZM103 113H104V111H103ZM108 113V112H107ZM135 113V112H134ZM137 113V114H138ZM19 114V113H18ZM17 114V115H18ZM26 114H27V112H26ZM25 114V115H26ZM79 114H81V113H79ZM82 114V115H83ZM22 115V114H21ZM29 115L30 114H27V116H26V118L27 119H30V121L29 122H31V121H33V117L32 116H30V118H28L29 117ZM31 115H32V113H31ZM76 115V114H75ZM81 115V116H82ZM97 115H100V114H97ZM150 115V116H151ZM162 115H164V116H162ZM23 116V115H22ZM93 116V115H92ZM106 116V115H105ZM136 116V115H135ZM167 116V117H166ZM183 116V115H182ZM17 117V116H16ZM23 117H25V116H23ZM95 117H97V116H95ZM100 117V116H99ZM99 117L97 118V120H96V118H92V117H82L79 121H78V125L75 127V128H78V130L79 129H81V130H83V131H85V129L86 130H93L94 129V127H96V126H98V129L99 128H103V130H105V129H108L107 127V122H106V124L105 123H103V122H101V120L99 119ZM115 117V116H114ZM113 117V118H114ZM126 117V116H125ZM129 117V116H128ZM142 117V116H141ZM164 117V118H163ZM21 119H22V117H20ZM20 118H19V121H20ZM101 118V117H100ZM110 118H111V115H110ZM140 117H138V119H139ZM146 118L148 119V116H146ZM145 118V119H146ZM25 119V118H24ZM23 119V120H24ZM32 119V120H31ZM36 119V118H35ZM74 119V118H73ZM79 119V118H78ZM117 119H119V117L117 118ZM137 119V120H138ZM142 119V118H141ZM146 119V120H147ZM54 120V119H53ZM57 120V119H56ZM55 120V121H56ZM59 120V119H58ZM66 120V119H65ZM70 120V119H69ZM75 120V119H74ZM126 118L123 120V123H122V127L123 128H125L126 126ZM135 120V119H134ZM149 120V119H148ZM147 120V121H148ZM152 120V119H151ZM155 120V121H156ZM41 121V120H40ZM60 121V120H59ZM76 121H77V119H76ZM97 121H100V123H98ZM109 121H111V119L109 120ZM122 121V120H121ZM144 121V120H143ZM154 121V120H153ZM152 121V122H153ZM162 121V123L164 124V122ZM182 121V120H181ZM180 121V122H181ZM185 121V120H184ZM18 122V121H17ZM21 122V121H20ZM33 122H35V120L33 121ZM33 122H32V124H33ZM39 122V121H38ZM57 122V121H56ZM72 122H73V120H72ZM132 122V121H131ZM139 122V121H138ZM150 122V121H149ZM15 123V125H16V122H14ZM37 123V122H36ZM41 123V122H40ZM75 123V122H74ZM99 124V125H96V124ZM109 123V122H108ZM153 123H155V122H153ZM153 123H152V125H153ZM161 123V124H162ZM26 124H27V121H26ZM31 124V123H30ZM71 123H69V125H70ZM101 124V125H100ZM115 124V123H114ZM156 124V123H155ZM160 124V125H161ZM164 124V125H165ZM168 124V125H169ZM184 124V123H183ZM14 125V126H15ZM20 125V124H19ZM17 126V127H19L20 128V126ZM24 125V124H23ZM69 125H67V126H69ZM76 125V124H75ZM147 125V124H146ZM149 125V124H148ZM159 125V124H158ZM179 125V124H178ZM177 125V127H179ZM180 125H182V124H180ZM189 125V124H188ZM27 126H29V125H27ZM51 125L49 124V128H51L50 127ZM120 126V125H119ZM186 126L187 125H185L184 124V126H182L183 128H184V130H187L186 129ZM47 127L48 126H45V125H43V124H34L30 129H33V130H31L32 132H34V130H39L40 132H41V130H46L47 129ZM71 127H72V125H71ZM115 127H116V125H115ZM143 127H144V125H143ZM150 128H152V126L150 125L149 126ZM153 127H155V125L153 126ZM156 127H157V124H156ZM161 127V126H160ZM159 127V128H160ZM182 127H180V128H182ZM14 128V127H13ZM22 128H23V126H22ZM21 128V129H22ZM97 128V127H96ZM109 128H110V126H109ZM111 128H112V126H111ZM123 128H121V130L123 129ZM144 128H146V126L144 127ZM148 128V127H147ZM163 128V127H162ZM166 128V127H165ZM188 128V127H187ZM29 129V130H30ZM54 129V128H53ZM56 129V128H55ZM64 129H65V127H64ZM118 129V127L116 128V129H114V130H117ZM154 129V128H153ZM153 129H152V131H153ZM167 129V128H166ZM171 129H172V127H171ZM171 129H170V131H171ZM13 130H15V129H13ZM17 130H20V129H17ZM28 130V131H29ZM67 130H69L68 128H67ZM66 130V131H67ZM77 130V131H78ZM81 130H79V131H81ZM100 130V129H99ZM102 130V129H101ZM109 130V129H108ZM113 129H111V132L112 131H114ZM120 130V129H119ZM119 131V139H117L118 137H117V135H115L116 137H113V140H114V138L116 139V140H118V142L116 141V143H115V152H116V154L114 153V157L112 156V158H114V161L116 160V162L119 160V164H121L120 166H122L123 167V170L126 168V169H133V170H136V167H138L139 168V166H140V168L141 169H143V170H145V171H148V172H150V173H156V172H164L165 170H167V169H165V170H163V171H159V170H157V166L158 165H164V166H166V165H169V164H171L170 166H172L173 167V159L174 158H171V156L169 157V156H163L162 157V152H164L163 150H162V147L161 146H159V150H161L162 152H160L159 151V154H160V158L159 157H156L154 154H153V152L156 150V149H158L157 147H155L154 148V151H152V153H149V154H153L154 156H150V155H146V154H144L145 152H144V150L141 148V146L143 145V144H147V145H156L157 144V142H159L160 140H158V138H157V141H156V139H152V138H150V140L149 141H142V139H141V141L138 139V140H129L128 139V137L127 138H124V131L122 132V131ZM124 130V129H123ZM134 130V129H133ZM138 130V129H137ZM160 130V129H159ZM162 130V129H161ZM176 130H177V128H176ZM183 130V131H184ZM20 131H22V133H23V129L22 130H20ZM65 131V132H66ZM78 131V133H80ZM107 131V130H106ZM110 131V130H109ZM108 131V132H109ZM145 131H146V129H145ZM165 131V130H164ZM163 131V132H164ZM174 131V130H173ZM187 131H189V129L187 130ZM13 132V131H12ZM11 132V133H12ZM15 132V131H14ZM25 132V131H24ZM37 132V131H36ZM74 132V131H73ZM76 132V131H75ZM117 132V131H116ZM115 131H114V134L116 133ZM158 132V131H157ZM157 132H154V136H155V133H157ZM176 132H178V131H176ZM180 132H182V131H180ZM180 132H179V134H180ZM6 133V132H5ZM42 133V132H41ZM64 133V132H63ZM88 133L89 132H87V135H88ZM131 133V132H130ZM129 133V134H130ZM159 133V132H158ZM168 133H170L169 131H168ZM183 133V132H182ZM2 134V133H1ZM16 134H19V133H16ZM21 134V133H20ZM28 134V133H27ZM27 134H25V137H27V139L28 138H30V136H32V138H35L36 136H38V135H35V133H34V135H31L30 133V135H27ZM33 134V133H32ZM37 134V133H36ZM39 134V133H38ZM56 134V133H55ZM55 134H54V136H55ZM75 134V133H74ZM86 134V133H85ZM91 134V133H90ZM89 134V135H90ZM99 134V133H98ZM103 134H105V133H103ZM103 134H101V137H97V138H95L96 136L94 135H92L94 138H92L91 137V135L90 136H88L87 138H85V139H83L82 138V147H81V149H82V153L84 154V152H92L93 153V149L95 148V147H98V146H102V144L104 143V142H106V141H103V140H106L107 138V136L105 137V135H103ZM110 134V133H109ZM117 134V133H116ZM161 134V133H160ZM171 134V133H170ZM169 134V135H170ZM175 134V133H174ZM178 134V135H179ZM5 135H7V134H5ZM9 135V134H8ZM65 135H67V133L65 134ZM68 135H70L69 133H68ZM75 135H77V132H76V134ZM111 136H112V133L110 134ZM148 135V134H147ZM158 135V134H157ZM165 135V134H164ZM168 135V136H169ZM183 135H184V133H183ZM186 135H188V134H185V136L184 137H186ZM12 136V135H11ZM57 136V135H56ZM111 136H109L108 138H110ZM114 136V135H113ZM161 136H163V134L161 135ZM173 136V135H172ZM196 136V135H195ZM3 137V136H2ZM24 137V138H25ZM39 137H41V136H39ZM73 136H70L69 137V140H70V138H72ZM78 137H79V135H78ZM123 138V140H125L123 143H124V146H125V148H126V153H128V157L127 156H124L123 155V157H121V156H119V154H118V150H120L119 148H118V146L120 147V145H121V139L120 138ZM151 137V136H150ZM152 137H153V135H152ZM164 137V136H163ZM177 137V136H176ZM175 137V138H176ZM181 137V136H180ZM189 137V136H188ZM106 138V139H105ZM165 138V137H164ZM167 138H169V137H167ZM167 138H165V139H167ZM178 138H179V136H178ZM76 139L77 138H73V140H75L76 141ZM78 139H80V137L78 138ZM112 138H110L109 140H111ZM164 139V141H162L163 142V146H169L170 147V151H168L169 153L171 152V150H173V146H175L176 144H175V142H174V144L175 145H173L172 144V142L173 141H171V143L169 142V140H171V139H168V141L167 140H165ZM25 140V139H24ZM29 140V139H28ZM34 140H36V139H34ZM38 140V139H37ZM40 140V139H39ZM173 140H175V139H173ZM186 140V139H185ZM74 141V143H76ZM112 141V140H111ZM115 141V140H114ZM114 141H112V142H114ZM177 142L179 141V140H176ZM73 142V141H72ZM78 142H79V140H78ZM108 142H110V141H108ZM161 142V141H160ZM186 142V141H185ZM179 143H181V141L179 142ZM177 144V145H181V144ZM189 143V142H188ZM67 144V143H66ZM106 144H107V142H106ZM110 144H111V147H112V143L110 142ZM184 144V143H183ZM68 145V144H67ZM77 145V144H76ZM104 145V144H103ZM162 145V144H161ZM176 145V146H177ZM78 146V145H77ZM165 146V147H166ZM190 146V145H189ZM192 147H194L193 145H191ZM108 147V146H107ZM147 147V146H146ZM160 147H161V149H160ZM72 148V147H71ZM100 148H102V147H100ZM99 147H98V149H100ZM172 148V149H171ZM183 148V147H182ZM182 148H177V149H181L182 150ZM165 149H167V147L165 148ZM164 149V150H165ZM176 149V150H177ZM191 149V148H190ZM152 150V149H151ZM175 150V154L176 153H179V154H183V153H181V151L179 152V151H176ZM95 151H96V149H95ZM100 151V150H99ZM188 151V150H187ZM191 151V150H190ZM194 151V150H193ZM192 151V152H193ZM122 152V151H121ZM148 152V151H147ZM146 152V153H147ZM156 152V151H155ZM158 152V151H157ZM168 152L167 153H163V154H168ZM174 152V151H173ZM191 152V153H192ZM97 153V152H96ZM185 153V152H184ZM194 153V152H193ZM133 154V155H132ZM156 154V153H155ZM158 154V153H157ZM173 154V153H172ZM178 154V155H179ZM186 154H188V153H186ZM169 155V154H168ZM171 155V154H170ZM174 155V154H173ZM177 155V156H178ZM185 155V154H184ZM197 155V154H196ZM176 156V155H175ZM174 156V157H175ZM182 156V155H181ZM197 156H199V154L197 155ZM196 156V157H197ZM84 157V156H83ZM179 157H180V155H179ZM185 156H183L182 157V159L184 158ZM190 157H192L191 155H190ZM196 157H193L192 159L194 160V158H196ZM88 158V157H87ZM177 158V157H176ZM185 158H187V157H185ZM199 158V157H198ZM201 158H202V156H201ZM86 158H84V160H85ZM178 159V158H177ZM181 159V160H182ZM191 159V158H190ZM192 159H191V161H192ZM197 159V158H196ZM83 160V159H82ZM95 160V159H94ZM175 160V159H174ZM198 160V159H197ZM203 160V159H202ZM73 161V160H72ZM180 161V160H179ZM189 161V160H188ZM191 161H189L190 163H191ZM173 162V163H172ZM188 162V163H189ZM194 162V161H193ZM192 162V163H193ZM196 162V161H195ZM103 163H105V162H103ZM118 163V162H117ZM156 163V164H155ZM159 163V164H158ZM164 163V164H163ZM176 163V162H175ZM175 163H174V165H175ZM185 163V162H184ZM198 163H199V160H198ZM106 164H107V162H106ZM115 164V163H114ZM179 164V163H178ZM206 164V163H205ZM104 165V164H103ZM108 165V164H107ZM112 165V164H111ZM180 165V164H179ZM183 166L185 165V164H182ZM200 165V164H199ZM207 165V164H206ZM119 166V165H118ZM159 166V167H160ZM161 166V168H165V167H162ZM176 166V165H175ZM185 166H187V165H185ZM197 166V165H196ZM195 166V167H196ZM202 166V165H201ZM204 166V165H203ZM202 166V167H203ZM108 167V166H107ZM168 168H169V166H167ZM166 167V168H167ZM192 167V166H191ZM137 168V169H138ZM178 168V167H177ZM107 169V168H106ZM108 169H109V167H108ZM155 169V170H154ZM159 169V168H158ZM172 169V168H171ZM171 169H169V171L171 170ZM173 169H175L174 167H173ZM119 170H121V168L119 169ZM153 170V171H152ZM107 171V170H106ZM105 171V172H106ZM109 171V170H108ZM168 171V172H169ZM167 172V171H166ZM129 174H130V172H128ZM165 173V172H164ZM170 173H172V171L170 172ZM169 173V174H170ZM102 174V173H101ZM120 173H118V175H119ZM125 174V173H124ZM129 174H125V176L123 177V175H121L123 178H125L126 177V179H128V180H126V181H128L129 183H131V184H133V186H134V188L135 189H137V187H139L141 184V182H140V180H141V178H140V180H138L137 181V179H139V178H137L136 177V180H134L133 178H131V177H129ZM144 174V173H143ZM161 173H159V175H160ZM175 174V173H174ZM133 175H135V174H133ZM148 175L149 176H151L149 173H148ZM157 175V174H156ZM156 175H154V177L156 176ZM163 175V177H164V174H162ZM162 175H160V176H162ZM181 175V174H180ZM104 176H105V174H104ZM128 176V177H127ZM130 176H132V175H130ZM141 176H142V174H141ZM158 176V175H157ZM156 176V177H157ZM172 176H173V174H172ZM172 176H169V177H172ZM152 177V176H151ZM168 177V175L166 174V179H168L167 178ZM110 178V177H109ZM118 178V177H117ZM134 178H135V176H134ZM145 178V177H144ZM147 179H148V176L146 177ZM145 178V179H146ZM108 179V178H107ZM116 179V178H115ZM146 179V180H147ZM154 178H152V180H153ZM172 179V178H171ZM176 179V178H175ZM121 180V178H119V181ZM125 180V179H124ZM126 181H125V183H126ZM145 180H143V182H144ZM149 181V180H148ZM157 182V181H156ZM128 183V184H129ZM130 185V184H129ZM147 185V184H146ZM121 191V190H120Z\"/></svg>","mask_w":264,"mask_h":264},{"label":"built area","instance_id":"4","mask_svg":"<svg viewBox=\"0 0 264 264\" xmlns=\"http://www.w3.org/2000/svg\"><path fill=\"white\" fill-rule=\"evenodd\" d=\"M237 163L238 161L236 159H231L227 162V167L233 169L236 167ZM262 241H264V239Z\"/></svg>","mask_w":264,"mask_h":264},{"label":"water","instance_id":"5","mask_svg":"<svg viewBox=\"0 0 264 264\" xmlns=\"http://www.w3.org/2000/svg\"><path fill=\"white\" fill-rule=\"evenodd\" d=\"M241 92H242L243 95L247 94V92H246V90L244 88H241Z\"/></svg>","mask_w":264,"mask_h":264}]
</instances>
